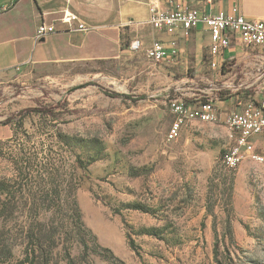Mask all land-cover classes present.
Segmentation results:
<instances>
[{
    "label": "rangeland",
    "instance_id": "1",
    "mask_svg": "<svg viewBox=\"0 0 264 264\" xmlns=\"http://www.w3.org/2000/svg\"><path fill=\"white\" fill-rule=\"evenodd\" d=\"M147 34L139 29L143 49L151 42ZM133 36L121 38V49ZM143 49L117 59L0 73V177L12 175L5 155L21 141L20 121L43 138L59 133L66 151L87 165L76 192L82 220L97 244L124 264H264V165L245 155L235 170L225 167L222 158L235 135L224 122H194L176 141L165 138L171 101L232 97L234 109L261 100L264 47L245 48L249 58L234 56L221 74L184 62L152 64ZM255 140L264 154V142ZM49 141L60 150L54 138ZM32 177L16 203L20 213L42 208L27 201L44 184L37 172ZM17 217L12 229L21 234L28 222ZM24 244L21 239L13 248L15 260L23 258ZM70 254L74 264H120L93 242L85 257L76 242ZM49 264H66L61 243Z\"/></svg>",
    "mask_w": 264,
    "mask_h": 264
},
{
    "label": "crops",
    "instance_id": "2",
    "mask_svg": "<svg viewBox=\"0 0 264 264\" xmlns=\"http://www.w3.org/2000/svg\"><path fill=\"white\" fill-rule=\"evenodd\" d=\"M186 1L208 14L227 12L236 5L245 17L264 22V0ZM161 3L164 5V0ZM148 4L149 0H0V73H22L117 59L128 51L127 48L121 49V38L129 33L136 35L131 41L142 39L139 37L140 28L147 29L150 41L171 40V37L139 24L148 19ZM65 10L76 15L90 31L86 34L64 32L65 26L59 18ZM129 21L133 24L127 25ZM40 23L53 25L60 32L35 42V29ZM177 44L180 49L178 64L184 62L196 69L208 67L207 32H191L178 39ZM234 56L248 59L249 52L235 43L225 52L226 59ZM231 98L214 101L217 123L224 122L228 110H233Z\"/></svg>",
    "mask_w": 264,
    "mask_h": 264
},
{
    "label": "built area",
    "instance_id": "3",
    "mask_svg": "<svg viewBox=\"0 0 264 264\" xmlns=\"http://www.w3.org/2000/svg\"><path fill=\"white\" fill-rule=\"evenodd\" d=\"M148 7V19L139 24L145 25L153 32L169 36L171 40L153 39L143 49V40L134 38L127 46V50L130 53H137L143 49L145 59L152 64H178L180 55L178 39L194 31L207 32L208 67L219 74L229 60L225 58V52L233 44L254 49L264 47V22L245 17L236 5L227 12L215 14H208L186 0H164V5L161 0H149ZM59 21L65 26L64 32L86 34L90 31L76 15L67 10L61 13ZM131 24H133L131 21L127 23ZM57 32L60 31L53 25L40 23L35 29L34 41H42ZM169 112L172 121L165 137L167 142L176 141L182 130L192 124L194 119L218 120L213 100L197 101L194 104L174 100L170 102ZM224 123L230 128L231 135H235L234 145L224 152L222 158L225 167L228 170H235L245 155H256L264 163V154L257 152L255 140L260 138L264 142V98L242 107L237 105L226 114Z\"/></svg>",
    "mask_w": 264,
    "mask_h": 264
},
{
    "label": "trees",
    "instance_id": "4",
    "mask_svg": "<svg viewBox=\"0 0 264 264\" xmlns=\"http://www.w3.org/2000/svg\"><path fill=\"white\" fill-rule=\"evenodd\" d=\"M37 114L44 119L40 113ZM40 132H27L20 121L16 133L22 137L21 141L18 139L5 155L12 166V175L0 177V264H49L52 251L59 243L62 244L66 264H74L70 250L75 242L81 246L84 257L88 254L89 244L93 242L97 248L108 252L113 261L124 264L111 250L97 244L95 235L82 220L76 192L83 182L82 171L86 170L87 165L79 155L66 151L67 144L59 133L43 138ZM50 138L58 143L59 151H53ZM70 153L73 154V162L68 158ZM33 172L38 173L44 184L41 189L30 191L27 201L34 205L40 203L42 208L33 206L20 213L16 203L23 199L24 183L28 180L32 183ZM18 215H25L28 222L21 234L12 229V225L18 222ZM126 238L130 249L136 252L134 241L128 235ZM21 239L25 241L24 256L21 260H15L13 248ZM102 257L109 260L105 255Z\"/></svg>",
    "mask_w": 264,
    "mask_h": 264
},
{
    "label": "bare ground",
    "instance_id": "5",
    "mask_svg": "<svg viewBox=\"0 0 264 264\" xmlns=\"http://www.w3.org/2000/svg\"><path fill=\"white\" fill-rule=\"evenodd\" d=\"M194 122H198V123H212V122H215V120L194 119V120H193V123H194ZM225 125H226L228 131L231 133V130H230V128L228 127V125H227V124H225ZM249 157L251 158L252 161H254V162H256V163H259V164H261V165H264V163L262 162V160H260L259 157H257L256 155H249ZM243 158H244V156H243ZM243 158H241V162H242ZM240 164H241V163H239V164L236 166V168H237Z\"/></svg>",
    "mask_w": 264,
    "mask_h": 264
}]
</instances>
